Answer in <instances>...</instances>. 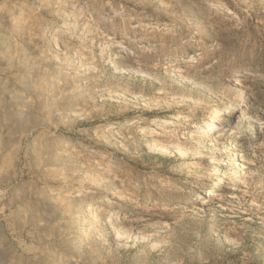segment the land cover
<instances>
[{
    "label": "rangeland",
    "instance_id": "obj_1",
    "mask_svg": "<svg viewBox=\"0 0 264 264\" xmlns=\"http://www.w3.org/2000/svg\"><path fill=\"white\" fill-rule=\"evenodd\" d=\"M0 264H264V0H0Z\"/></svg>",
    "mask_w": 264,
    "mask_h": 264
},
{
    "label": "bare ground",
    "instance_id": "obj_2",
    "mask_svg": "<svg viewBox=\"0 0 264 264\" xmlns=\"http://www.w3.org/2000/svg\"><path fill=\"white\" fill-rule=\"evenodd\" d=\"M201 107V105L199 104V103H195L194 104V108H192L191 110H197V109H199ZM213 123V121L212 120H209L208 121V124H209V126H210V124H212ZM183 151V150H182ZM181 152V151H180ZM184 154V153H183ZM197 154L196 153H192V156H196Z\"/></svg>",
    "mask_w": 264,
    "mask_h": 264
}]
</instances>
